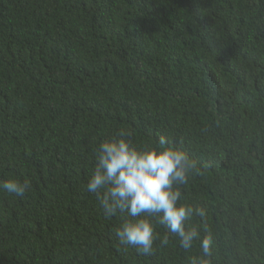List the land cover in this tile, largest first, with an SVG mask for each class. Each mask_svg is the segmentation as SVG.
Returning <instances> with one entry per match:
<instances>
[{
  "label": "trees",
  "instance_id": "16d2710c",
  "mask_svg": "<svg viewBox=\"0 0 264 264\" xmlns=\"http://www.w3.org/2000/svg\"><path fill=\"white\" fill-rule=\"evenodd\" d=\"M164 136L193 164L211 264H264V0H0V264H190L154 222L119 244L86 183L98 144Z\"/></svg>",
  "mask_w": 264,
  "mask_h": 264
},
{
  "label": "clouds",
  "instance_id": "9594fccd",
  "mask_svg": "<svg viewBox=\"0 0 264 264\" xmlns=\"http://www.w3.org/2000/svg\"><path fill=\"white\" fill-rule=\"evenodd\" d=\"M130 133L120 130L101 141L94 151V167L86 191L94 194L105 218L122 217L115 236L122 246H132L143 254L153 251L157 239L154 222L175 234L179 247L192 248L199 240L201 256L190 264H211L212 238L201 236L196 227L186 228L194 217H204L202 208L182 203L181 185L188 182L193 164L185 151L161 136L156 145L136 146ZM30 181L15 178L0 182V191L23 197Z\"/></svg>",
  "mask_w": 264,
  "mask_h": 264
}]
</instances>
